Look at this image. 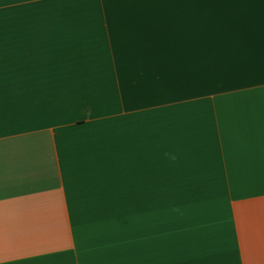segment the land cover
Here are the masks:
<instances>
[{
    "label": "crops",
    "instance_id": "1",
    "mask_svg": "<svg viewBox=\"0 0 264 264\" xmlns=\"http://www.w3.org/2000/svg\"><path fill=\"white\" fill-rule=\"evenodd\" d=\"M0 264H264V0H0Z\"/></svg>",
    "mask_w": 264,
    "mask_h": 264
}]
</instances>
